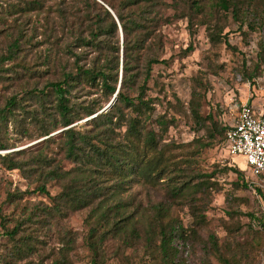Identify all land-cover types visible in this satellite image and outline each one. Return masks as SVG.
<instances>
[{
  "label": "rangeland",
  "instance_id": "374dc122",
  "mask_svg": "<svg viewBox=\"0 0 264 264\" xmlns=\"http://www.w3.org/2000/svg\"><path fill=\"white\" fill-rule=\"evenodd\" d=\"M164 1L173 7H157L172 22L161 26L160 55L170 60L153 68L147 97L154 99L155 110L146 125L158 133L168 171L121 193L131 199L127 211L141 222L137 232H108L96 259L89 237L103 208H52V197L69 178L48 180L49 169L41 159L52 167L75 169L77 163L66 156L64 130L75 126L92 132L89 121L97 113L43 135L39 102L28 96L24 106L14 104L13 117L0 118V142L8 145L0 149V264H164L163 226L175 231L174 264H264V173L252 175L242 157L229 153L225 132H212L214 123L226 128L234 124L244 102L264 111V0H239L235 11L219 7L217 0ZM87 27L85 6L77 0H0V57L19 41L16 58L0 65V107L14 95L24 96L25 90L45 88L71 66L75 53L82 52V63H87V48L76 46L79 30L85 34ZM190 44L193 49L182 55ZM46 90V104L53 109L54 92ZM194 91L201 123L192 110ZM95 98L103 104L99 112L113 100L100 83L73 87V101ZM161 115L168 121L164 133L157 121ZM123 131H116L117 139ZM227 167L241 169L248 186L237 185L236 173ZM42 184L50 194L37 190ZM174 187L184 191L176 196ZM116 201L110 198L108 204ZM158 205L163 208L159 213ZM149 217L157 218L151 235L146 231ZM16 225L11 238L8 231Z\"/></svg>",
  "mask_w": 264,
  "mask_h": 264
},
{
  "label": "trees",
  "instance_id": "16d2710c",
  "mask_svg": "<svg viewBox=\"0 0 264 264\" xmlns=\"http://www.w3.org/2000/svg\"><path fill=\"white\" fill-rule=\"evenodd\" d=\"M77 1L85 6L88 27L85 34L79 30L81 32L76 36V46L87 48L90 59L88 57V62L82 63L83 53H75L71 66L65 67L56 79L49 80L45 88L25 90L24 96L14 95L6 100V104L0 107V118L13 117L14 104L24 106L25 101L30 99L28 96H36L39 102L43 117L39 125L43 135L50 134L59 125L66 127L97 113L89 121L95 128L92 132H82L75 126L64 130L66 156L77 163L75 169L64 170L60 164L52 167L41 159L42 166L49 169L46 173L48 180L69 178L62 191L52 197V208L59 212L89 205H94V211L103 208L89 237L90 247L97 259L101 243L108 232L119 236H123L127 230L136 233L137 224L141 223L133 212L127 211L132 205L131 199L122 198L121 193L130 190L137 182L149 183L162 178L168 171V163L159 148L158 133L146 125L155 110L154 99L147 97V88L153 78L154 66L168 64L170 60L160 55L164 49L161 26L171 23L172 18L159 12L157 6L163 3L165 9H168L173 5L164 0H121L119 3L112 0ZM237 2L239 0H217L219 7L229 10L233 6V11L236 10ZM192 49L193 45L190 44L181 54L186 55ZM18 50L19 41L15 40L10 45L9 53L0 57V65L16 58ZM46 61L53 63L49 55H46ZM77 83H100L102 90L112 98L115 97V100L104 112H99L103 104L96 98L84 103L73 101L72 90ZM133 88L137 90L135 95L129 93ZM46 89L54 92L53 109L46 104L49 95ZM196 95L197 91H194L191 105L197 122L201 123L204 120ZM157 121L161 132H166L168 121L165 116H159ZM123 127L124 131L117 139L115 133ZM229 128L230 125L226 128L216 123L212 128L213 133L225 132L227 148L226 134ZM7 147V144L0 142V149ZM11 165L14 168L20 167L18 163ZM227 169L236 173L237 185L248 186L241 169ZM37 190L50 194L46 184L40 185ZM173 191L177 196L184 190L182 187H174ZM110 198L117 201L109 205ZM158 207L159 213L163 208ZM156 219L149 217L146 227L148 235L154 233L153 223ZM198 222H202L201 216ZM129 224H132L130 229L127 227ZM18 228L16 225L8 231L11 238L17 234ZM100 229L103 231L98 235ZM172 229L164 226L160 229V249L164 264H174L178 252L173 245L175 231L172 232Z\"/></svg>",
  "mask_w": 264,
  "mask_h": 264
},
{
  "label": "built area",
  "instance_id": "2783aa9c",
  "mask_svg": "<svg viewBox=\"0 0 264 264\" xmlns=\"http://www.w3.org/2000/svg\"><path fill=\"white\" fill-rule=\"evenodd\" d=\"M229 153L244 159L245 168L259 177L264 173V114L244 102L235 123L227 130Z\"/></svg>",
  "mask_w": 264,
  "mask_h": 264
},
{
  "label": "water",
  "instance_id": "95a60500",
  "mask_svg": "<svg viewBox=\"0 0 264 264\" xmlns=\"http://www.w3.org/2000/svg\"><path fill=\"white\" fill-rule=\"evenodd\" d=\"M111 10V9H110ZM113 13H114V11L113 10H111ZM115 100V97L113 98V100L109 103V105L107 106V107H110L111 105H112V103H113V101Z\"/></svg>",
  "mask_w": 264,
  "mask_h": 264
},
{
  "label": "crops",
  "instance_id": "0c3cea01",
  "mask_svg": "<svg viewBox=\"0 0 264 264\" xmlns=\"http://www.w3.org/2000/svg\"><path fill=\"white\" fill-rule=\"evenodd\" d=\"M254 106V105H253ZM255 110L258 112V113H263L264 114V111H258L256 108H255Z\"/></svg>",
  "mask_w": 264,
  "mask_h": 264
}]
</instances>
